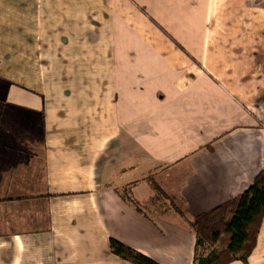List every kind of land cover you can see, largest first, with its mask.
Instances as JSON below:
<instances>
[{"label":"crops","instance_id":"obj_1","mask_svg":"<svg viewBox=\"0 0 264 264\" xmlns=\"http://www.w3.org/2000/svg\"><path fill=\"white\" fill-rule=\"evenodd\" d=\"M260 172L264 0H0V264H194Z\"/></svg>","mask_w":264,"mask_h":264},{"label":"trees","instance_id":"obj_2","mask_svg":"<svg viewBox=\"0 0 264 264\" xmlns=\"http://www.w3.org/2000/svg\"><path fill=\"white\" fill-rule=\"evenodd\" d=\"M263 217L264 172H260L242 194L188 222L196 239L194 264L245 263ZM110 250L132 264H159L115 239L110 240Z\"/></svg>","mask_w":264,"mask_h":264},{"label":"rangeland","instance_id":"obj_3","mask_svg":"<svg viewBox=\"0 0 264 264\" xmlns=\"http://www.w3.org/2000/svg\"><path fill=\"white\" fill-rule=\"evenodd\" d=\"M157 192H158V195H159V190Z\"/></svg>","mask_w":264,"mask_h":264}]
</instances>
